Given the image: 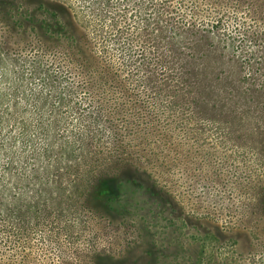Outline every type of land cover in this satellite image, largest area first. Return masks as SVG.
Returning <instances> with one entry per match:
<instances>
[{
  "label": "rangeland",
  "instance_id": "obj_1",
  "mask_svg": "<svg viewBox=\"0 0 264 264\" xmlns=\"http://www.w3.org/2000/svg\"><path fill=\"white\" fill-rule=\"evenodd\" d=\"M56 1L69 16L73 11L85 23L90 46L103 64L117 71L130 92L142 100L164 103L168 94L178 92L183 78L186 82L180 86L188 99L193 86L184 76L186 71L195 68L200 75L207 74V81L219 90L213 102L217 119L203 116L202 123L195 119L201 125V155L188 156L183 166L167 165L164 170L170 176L162 179L169 190L183 197L189 212L218 220L214 232L220 241L204 247L207 253L199 257L201 264H264V210L253 201L258 187H264V94L250 92L264 88V0ZM33 53L39 51L0 53L1 88L8 84L12 93L13 79L22 71L32 88L41 82L38 79L44 80L38 66L45 68L47 56L35 57L32 63ZM52 60L47 65L54 67L57 59ZM6 74L8 79L3 77ZM216 76L226 77V83L218 84ZM59 79L67 82L75 77ZM238 87L247 88V93L232 91ZM67 91L69 121L74 127L59 129L58 141L76 139L83 151L95 155L81 158L66 149L57 159L49 158V166L46 154L40 157L37 149L15 158L24 149L14 141L17 125L3 127L0 133L9 137L10 145L5 153L0 150V264H184L177 247L186 243H171L175 227L165 213L160 214L151 177L135 175L113 195L80 206L72 187L75 180L79 187L82 184L76 171L105 164L98 159L109 150L107 131L94 124V111L86 110V96ZM154 108L162 113L165 107ZM13 120L26 122L31 130L37 120L51 125L54 118H39L28 111ZM210 121L214 127H209ZM210 143L214 149L208 148ZM209 153L217 155V165L211 164ZM155 159L146 162L145 168H153ZM33 166L42 171L39 181L31 173L17 176ZM223 230H232L234 242L227 240ZM186 246L194 254L200 248Z\"/></svg>",
  "mask_w": 264,
  "mask_h": 264
},
{
  "label": "trees",
  "instance_id": "obj_2",
  "mask_svg": "<svg viewBox=\"0 0 264 264\" xmlns=\"http://www.w3.org/2000/svg\"><path fill=\"white\" fill-rule=\"evenodd\" d=\"M64 12L67 14L65 7L56 0H0V50L2 49L0 53L17 54L28 48H35L39 53L37 55L33 53L34 57H29L32 63H35V57L41 58L42 54L47 56L44 59L45 68L41 69L38 66L39 72L45 78L38 79L41 82L34 85L36 88L31 87L33 84L25 82L23 71L22 75L15 77L16 80L13 79L12 84L15 85L11 87L12 93L8 84L7 87L0 86V132L7 125H10V128L11 125H17L14 134H18L14 137V141L22 144L24 149L16 152L15 158L23 157L26 152L35 153L37 149L40 150V157L46 154L47 166L50 165L49 158L54 156L57 159L66 149L68 153H76L81 158L84 155H95L83 151L76 139L74 142L70 139L58 141L62 136L59 129L62 131L66 126L74 127L69 121L71 100H67L65 90L86 96L84 100L87 103L86 110L94 111L92 113L95 115L94 124L102 125L107 131L105 141L109 150L105 155L101 153V158L98 159L105 164L98 163L99 165L83 167L76 171V177L82 179V184L79 187L76 180H73L72 187L78 193L80 206L86 207V204L92 201L100 202L107 195H113L122 184L128 183L135 175L151 177L160 214L165 213L175 227L174 235H170L169 238L171 243L176 246L186 243L177 247V251H181L184 264H201L199 257L202 258L203 254L207 253L204 247L220 241L217 233L214 232L218 220L212 215L200 216L189 212L183 197L169 190L162 176H170V173L164 170L167 165L177 163L183 166L188 156L201 155L200 148L203 145L198 134L201 125L195 122V119L200 120V123L203 116H213L217 119V114L214 112L217 105L213 102L218 100L216 92L219 90L207 81V74L200 75L195 72V68H192L184 74L189 82L192 81L190 84L193 86L188 91L189 100L185 98L183 87L180 86L186 82L184 78L177 86L178 92L175 91L173 95L168 94L164 103L160 101L157 104L155 101L142 100L134 91L130 92L127 82L120 80L117 71L103 64L101 57L93 46H90L91 41L85 23L74 14L75 12L72 11L70 16L65 15ZM48 51L53 54H47ZM53 58L57 59V64L55 63L54 67L47 65L49 62L54 63ZM200 70H204V67ZM7 75L6 77L3 75L4 79H8ZM64 75L74 76L75 80L61 82L59 76L64 77ZM217 77L215 79L218 84L226 83V77L223 80ZM193 89L195 91L191 94ZM246 89L238 87L232 91L247 93ZM23 90H28L29 96H24ZM20 91L21 97H19ZM232 91L228 94L230 95ZM250 92L264 94V88L252 89ZM211 99L213 100L210 101ZM156 105L164 106V111L156 112L158 110L154 108ZM167 109L174 110L165 112ZM28 111H32V114L39 118L44 115L54 120L51 125L48 121L37 120L31 130L26 122L13 120L16 116L26 115ZM219 119H223V116ZM208 125L214 127L211 121ZM51 126L53 130L48 135ZM4 136V133H0V150L3 153L10 145L6 143L9 137ZM207 146L214 149L212 143ZM192 149L197 152L191 153ZM33 155L36 161L38 155L37 153ZM154 156L155 166L145 168L146 162ZM209 158L212 165L215 162L217 165L216 154L209 153ZM19 169V167L15 168L16 173ZM40 169L44 170L43 167ZM54 171H58L57 168ZM45 172L47 168L43 174ZM28 173H31L35 180L41 179L42 171H36L34 166L20 171L17 176L21 178L25 174L28 176ZM29 181L31 182L30 179ZM253 201L258 209L264 210V187H258L253 195ZM222 232L226 234L228 241L234 242L232 230ZM193 244L200 246L195 254L190 251L189 246H186ZM176 246L172 249L175 250Z\"/></svg>",
  "mask_w": 264,
  "mask_h": 264
}]
</instances>
